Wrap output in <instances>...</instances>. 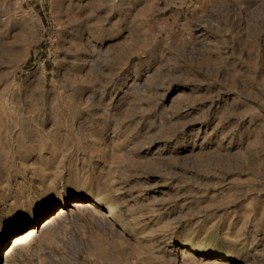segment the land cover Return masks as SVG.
Returning <instances> with one entry per match:
<instances>
[{
	"label": "rangeland",
	"instance_id": "obj_1",
	"mask_svg": "<svg viewBox=\"0 0 264 264\" xmlns=\"http://www.w3.org/2000/svg\"><path fill=\"white\" fill-rule=\"evenodd\" d=\"M0 264H264V0H0Z\"/></svg>",
	"mask_w": 264,
	"mask_h": 264
},
{
	"label": "bare ground",
	"instance_id": "obj_2",
	"mask_svg": "<svg viewBox=\"0 0 264 264\" xmlns=\"http://www.w3.org/2000/svg\"><path fill=\"white\" fill-rule=\"evenodd\" d=\"M82 205L80 203L75 202V203H73L72 206H73V208H76V207H85L86 208V207H91L92 203L88 202V203H85V204H82ZM67 212H68V210L67 211H64L63 209L58 210V212L56 214H54L47 221L44 222V224H45L44 226L53 225L60 217L65 215ZM104 217L105 218H112L109 214L104 215ZM112 219H114V218H112ZM36 235H37V233H36V228L35 227L31 228V229H28L27 231H25L21 235L15 237V239L12 241L13 248H16L21 243H24V242H27L28 240L34 239L36 237ZM11 251H8V253L6 254V258L11 257L10 254H9V253H11Z\"/></svg>",
	"mask_w": 264,
	"mask_h": 264
},
{
	"label": "water",
	"instance_id": "obj_3",
	"mask_svg": "<svg viewBox=\"0 0 264 264\" xmlns=\"http://www.w3.org/2000/svg\"><path fill=\"white\" fill-rule=\"evenodd\" d=\"M13 239H14V238H13ZM13 239H10V240H8V241H6V242L8 243V242L12 241ZM7 243H6V244H7Z\"/></svg>",
	"mask_w": 264,
	"mask_h": 264
},
{
	"label": "trees",
	"instance_id": "obj_4",
	"mask_svg": "<svg viewBox=\"0 0 264 264\" xmlns=\"http://www.w3.org/2000/svg\"><path fill=\"white\" fill-rule=\"evenodd\" d=\"M44 222H45V220H44Z\"/></svg>",
	"mask_w": 264,
	"mask_h": 264
}]
</instances>
